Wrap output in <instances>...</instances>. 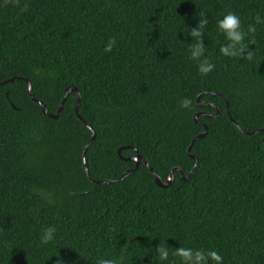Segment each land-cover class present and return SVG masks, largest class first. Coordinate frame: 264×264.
Listing matches in <instances>:
<instances>
[{
	"label": "trees",
	"instance_id": "obj_1",
	"mask_svg": "<svg viewBox=\"0 0 264 264\" xmlns=\"http://www.w3.org/2000/svg\"><path fill=\"white\" fill-rule=\"evenodd\" d=\"M229 12L251 60L220 52L228 41L216 25ZM257 15L264 0H0V264H180L178 247L264 264ZM200 19L205 51L193 60L199 38L188 33ZM204 60L213 68L202 76ZM24 78L50 113L65 99L58 118L43 113ZM227 103L243 131L257 132H241ZM217 106V116L200 115L208 131L192 145L188 180L174 170L162 188L144 163L117 180L137 152L164 180L175 167L189 175L187 149L204 130L195 114ZM48 228L53 239L41 243Z\"/></svg>",
	"mask_w": 264,
	"mask_h": 264
},
{
	"label": "clouds",
	"instance_id": "obj_2",
	"mask_svg": "<svg viewBox=\"0 0 264 264\" xmlns=\"http://www.w3.org/2000/svg\"><path fill=\"white\" fill-rule=\"evenodd\" d=\"M256 23H264V18L257 15L255 18ZM207 19H200L196 27L192 28L188 35L197 37L199 39L191 46L190 56L193 60H198L204 55V43L202 39V30L207 25ZM218 31L224 34L225 39L228 43L220 48V52L224 56L228 57H242L247 60L252 59V53L248 52L245 56L246 51L244 44L242 43L245 33L241 27V20L235 13H227L223 19H220L216 25ZM256 31L255 25H249L248 33H254ZM114 44L113 40H109L108 44L105 46V51L110 52ZM213 68V64L209 63L207 60L198 64V71L202 76L207 75ZM53 228H48L44 231L41 236V243H48L53 239ZM160 260L168 259V251L164 247L158 248ZM174 255L179 257L180 264H223V257L215 250H195L191 248L178 247ZM98 264H116L114 260H99Z\"/></svg>",
	"mask_w": 264,
	"mask_h": 264
},
{
	"label": "water",
	"instance_id": "obj_3",
	"mask_svg": "<svg viewBox=\"0 0 264 264\" xmlns=\"http://www.w3.org/2000/svg\"><path fill=\"white\" fill-rule=\"evenodd\" d=\"M16 79H18V77L11 78L9 81H13V80H16ZM24 79L26 80V82H27V84H28V93H29L30 97H31L36 103H38V104L42 107V111H43V113H44L45 115H47L48 117L55 118V119L58 118V117L61 115L62 108H63V102L65 101V99L63 100V102H62L61 105L59 106L58 111H57L55 114H52V113L49 112V110L47 109V107L45 106V104H44L43 102H41L40 100H38V99L35 98V96H34V92H33V87H32L31 82H30L28 79H26V78H24ZM7 82H8V81H6V82H2V84L7 83ZM70 91H76V92H78L77 89H75V87H73V86H69V87L66 89V94H68ZM219 95H220V94H219ZM78 96H79V101H80V94H79V92H78ZM65 98H66V97H65ZM75 111H76V113H78V105L76 106ZM219 113H220V109H219L218 106H217V112H216L215 115H211L210 113H207V112H197V113L195 114V120H196V122L202 124V125L204 126V130H203L201 133H199L197 136H195V137L193 138L191 144L188 146V149H187L188 155H189L190 157H192V158L195 160V166H194V168L192 169V171L190 172L189 175H187L186 172H185L184 170H182L180 167H175V168H173V169L171 170V172H170L168 178H167L166 180H164V179H162L161 176H159V175L155 172V170H154L153 168L150 167L149 160H148L147 158L143 157L142 155H140V154L137 152V154H136L135 156H132V157H129V158H124V159H126V160H128V159L133 160L134 163H135V167H133V168H129V169H128L127 171H125V173H123V174H122L117 180L124 179L125 177H127V176L133 174L134 172H136V170L138 169V167H139L141 164H143V163H144L145 165H147V166L150 168V170L155 174V182H156V184H157L158 186H160V187H162V188H167V187H169V186L172 184V182H173V180H174V170H178V171H180L181 174H182V178H183L184 180H188V179L193 175V173H194V171H195V169H196V166H197V165H196V164H197V158H196V156L191 152L192 145H193L194 141H195L197 138H201V137L205 136V135L207 134V131H208V125L205 123V121H203V120L200 119V115H207V116H209L210 118H213V117L217 116ZM227 113H228V115L230 116V108H229V104H228V103H227ZM77 115H78L79 118H81V117L79 116V114H77ZM230 119L235 123V125L237 126V128H238L241 132H243L244 134H246V135H252V134L256 133L257 131H264V128H261V129H259V130H257V131L245 132V131L242 130V128L236 123V121H235L231 116H230ZM89 128H91V127L89 126ZM94 138H95V133L93 132V133H92V136H91V138H90V140H89V142H88V144H87V146L90 145V144L92 143V141L94 140ZM87 146H86V148H85V150H84V156H85V154H86ZM121 150H122V147L119 148V150H118V154H119L120 156H121ZM122 158H123V157H122ZM84 165L86 166V172H87V174L90 176L89 169H88V166L86 165V160H85V158H84ZM117 180H115V181H117ZM95 182H101V181H95Z\"/></svg>",
	"mask_w": 264,
	"mask_h": 264
},
{
	"label": "bare ground",
	"instance_id": "obj_4",
	"mask_svg": "<svg viewBox=\"0 0 264 264\" xmlns=\"http://www.w3.org/2000/svg\"><path fill=\"white\" fill-rule=\"evenodd\" d=\"M165 129V128H164Z\"/></svg>",
	"mask_w": 264,
	"mask_h": 264
}]
</instances>
